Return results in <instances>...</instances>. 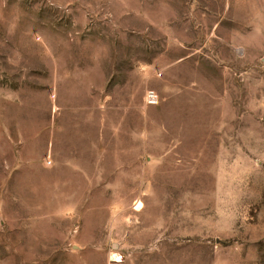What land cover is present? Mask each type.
<instances>
[{
    "label": "rangeland",
    "instance_id": "374dc122",
    "mask_svg": "<svg viewBox=\"0 0 264 264\" xmlns=\"http://www.w3.org/2000/svg\"><path fill=\"white\" fill-rule=\"evenodd\" d=\"M0 264H264V0H0Z\"/></svg>",
    "mask_w": 264,
    "mask_h": 264
},
{
    "label": "built area",
    "instance_id": "2783aa9c",
    "mask_svg": "<svg viewBox=\"0 0 264 264\" xmlns=\"http://www.w3.org/2000/svg\"><path fill=\"white\" fill-rule=\"evenodd\" d=\"M146 102L149 105H157L159 103V96L155 91H148L146 94Z\"/></svg>",
    "mask_w": 264,
    "mask_h": 264
},
{
    "label": "bare ground",
    "instance_id": "6f19581e",
    "mask_svg": "<svg viewBox=\"0 0 264 264\" xmlns=\"http://www.w3.org/2000/svg\"><path fill=\"white\" fill-rule=\"evenodd\" d=\"M140 206V205H139ZM139 206H137V208H139ZM114 261H117V262H120V260H119V258L117 257V256H113V258H112ZM112 260V261H113Z\"/></svg>",
    "mask_w": 264,
    "mask_h": 264
}]
</instances>
